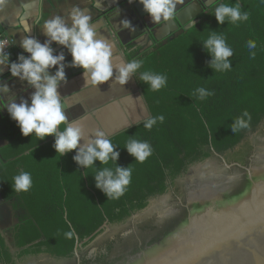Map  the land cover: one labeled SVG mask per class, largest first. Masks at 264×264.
<instances>
[{
  "label": "trees",
  "instance_id": "trees-1",
  "mask_svg": "<svg viewBox=\"0 0 264 264\" xmlns=\"http://www.w3.org/2000/svg\"><path fill=\"white\" fill-rule=\"evenodd\" d=\"M220 4H239L249 19L233 24L226 17L219 24L214 14ZM212 33L223 37L233 51L228 70L211 67L214 56L205 41ZM248 43L256 48L249 51ZM127 60L143 62L133 78L149 116L108 138L119 153L116 161L101 165L96 160L84 169L74 160L77 150L56 153L55 136L24 137L9 117L0 118V140L8 142L0 149V159L6 161H0V199L14 212H22L10 234L11 246L0 232V264H24L40 255L67 259L76 248L86 250L108 226L126 221L146 209L151 199L173 189L189 168L212 152L233 151L264 123V0H218L183 35L133 51ZM145 71L165 77V86L153 91L140 79ZM201 89L208 95L201 97ZM245 111L251 116L249 127L233 133L236 119ZM159 116L164 117L162 123L157 119L151 130L144 127ZM133 139L152 148L143 163L127 151ZM104 167L114 173L115 167L132 169L131 183L119 199L108 198L96 187L95 175ZM21 172L31 175L32 186L18 193L14 177ZM68 231L75 233L71 240L65 238Z\"/></svg>",
  "mask_w": 264,
  "mask_h": 264
},
{
  "label": "clouds",
  "instance_id": "clouds-1",
  "mask_svg": "<svg viewBox=\"0 0 264 264\" xmlns=\"http://www.w3.org/2000/svg\"><path fill=\"white\" fill-rule=\"evenodd\" d=\"M133 3L134 0H128ZM8 0H0V11L7 6ZM144 11L151 17L153 23L169 21L175 18L177 4L183 0H139ZM99 8L100 4L97 3ZM215 18L219 24L225 23V18H229L231 23L247 21L249 14L241 11L240 5L220 4L215 8ZM19 23L14 25L23 34L21 46L29 55H20L19 63H10L9 54L5 48L10 46L8 40L0 39V73L4 68H8L11 76L26 82L35 91L31 95V104L28 100L21 99L16 103L15 95H9L11 89L7 84L0 85V100L4 102L11 119L14 120L24 137L33 133L38 140H43L47 136H55L54 148L56 153L64 154L79 148L74 160L84 169L91 168L94 161H100L101 165H107L109 161H116L119 153L114 151L113 143L107 138L106 133L99 128L92 132L93 138H89L84 146L79 142L85 139V129L78 120L68 121L66 111L73 107L67 102V97H62L58 91L61 83H67L65 75V57L63 53L53 54L50 47L51 42H55L67 48L72 56L71 67L83 69L84 83L99 87L114 77V82L123 86L131 74L137 72L142 66V61L132 60L128 63L115 62L114 45L105 36L101 35L92 22V14L86 8L72 6L67 12V20L64 16L56 15L43 22L44 35L49 38L47 42L41 44L37 39L32 38L30 33L35 25H39L43 16L34 18L33 23H28V18L17 14ZM71 21L69 25L68 21ZM125 29L135 32V28L129 20L121 21ZM194 27V25H193ZM205 48L213 54L214 59L211 67L228 70L230 64L228 57L233 55L231 48L226 46L225 39L212 33L205 41ZM247 48L252 51L256 48L255 43H248ZM254 58V57H253ZM57 68L54 75H49V69ZM140 79L148 83L153 91H159L166 84V78L154 75L150 71H145ZM201 97L208 95L203 89L200 90ZM8 98L5 100L4 97ZM244 117L248 119L245 120ZM157 119L162 123L163 116L149 119L144 127L151 130ZM251 116L244 112L242 117H238L235 126L231 129L233 133L247 129ZM65 125L63 130L61 126ZM127 151L137 162L143 163L152 155V148L149 143L141 142L137 139L128 141ZM132 169L115 167V173L109 167H104L95 175L96 187L111 199H119L131 183ZM32 186L31 175L21 172L14 177V190L16 192H27ZM75 233L68 231L65 233L66 239H73Z\"/></svg>",
  "mask_w": 264,
  "mask_h": 264
},
{
  "label": "water",
  "instance_id": "water-1",
  "mask_svg": "<svg viewBox=\"0 0 264 264\" xmlns=\"http://www.w3.org/2000/svg\"><path fill=\"white\" fill-rule=\"evenodd\" d=\"M204 1L202 4L201 0H183L177 4L175 18L162 20L154 29V41L174 39L192 29L213 4L212 0ZM129 12L132 17L127 20L131 23L152 22L139 0L132 4ZM152 45L150 42L148 47ZM61 53L65 57L67 80L83 72L82 68L70 66L72 57L67 56L66 50L53 54ZM20 55L19 51L12 52L10 63H19ZM56 71L55 67L49 69V75ZM7 145L6 140H0V149ZM263 158L253 155L247 166L227 168L238 169L240 173L227 179L214 178L202 193L194 194L193 199L183 191L184 197L176 204L177 216L186 212L187 217L183 215L175 224L167 216L161 217L150 228L154 233L141 234L140 242L136 240L133 247L123 250L116 247L85 264H264V166L254 172V165L264 163ZM235 186L242 187L238 194H235L238 189L233 190ZM12 251L19 249L12 248ZM77 252L76 248L74 254Z\"/></svg>",
  "mask_w": 264,
  "mask_h": 264
},
{
  "label": "crops",
  "instance_id": "crops-1",
  "mask_svg": "<svg viewBox=\"0 0 264 264\" xmlns=\"http://www.w3.org/2000/svg\"><path fill=\"white\" fill-rule=\"evenodd\" d=\"M97 3L100 4L99 8L96 7ZM133 3H129L128 0H8L6 8L0 11V38H8L12 41V48H16L15 51H19L20 54L27 57L29 54L21 46L23 34L18 32L17 27H14L19 23L17 14L28 18L29 24L33 23L35 17L43 16L40 24L33 27L30 36L44 44L49 38L44 35L43 22L56 15L64 16L67 20V12L71 7L79 6L91 12L92 22L100 34L113 43L115 62L126 64L131 52L138 49L143 52L150 42H155L153 31L162 22L157 24L140 20L131 23L135 32L125 29L121 21L132 17L129 8ZM68 23L70 25L71 21L69 20ZM148 25L151 27L150 29L147 28ZM50 47L53 49V53L66 50L67 56L72 57L70 51L62 45L51 42ZM114 79L115 69L113 79L99 87L91 86L84 83L83 72H81L67 80L66 84L61 83L58 88L60 95L67 97V102L74 105L66 111L68 121L78 120L85 129V139L79 142L80 146H84L89 138L94 139L92 132L97 128L103 130L107 138H110L141 124L148 118L146 105L134 81L133 74L123 86L115 83ZM3 84H7L11 89L9 95H15L16 103L25 99L28 100L30 106V97L35 89L28 86L26 82L12 77L8 68H4V71L0 73V85ZM7 98V96L4 97L5 100ZM3 107L4 102L0 100V118L9 117L11 119L6 108L3 109ZM76 150L79 151V148ZM3 203L9 202L0 199V204ZM17 212L11 209V215ZM16 225L17 222L11 223L10 228L13 230Z\"/></svg>",
  "mask_w": 264,
  "mask_h": 264
},
{
  "label": "rangeland",
  "instance_id": "rangeland-1",
  "mask_svg": "<svg viewBox=\"0 0 264 264\" xmlns=\"http://www.w3.org/2000/svg\"><path fill=\"white\" fill-rule=\"evenodd\" d=\"M218 1V0H217ZM253 155H256L257 158H260L261 156H264V123L253 133L248 134L241 145H239L236 149L230 152H226L225 154L214 156L211 154V156L196 165H199L200 167H204L211 161H216L222 166V168H241L248 165V160L253 157ZM264 159V158H263ZM194 165V166H196ZM257 168L262 169L264 166V163H260L255 165ZM193 167V166H192ZM209 167V166H208ZM214 168V167H210ZM237 169V170H238ZM232 171V176L238 175L239 171ZM196 171V175L198 176H190L186 179L188 172L183 175L182 177L177 179V183H175V186L173 189L169 190L166 194L163 196H160L156 198L157 203H159L158 208H173L178 209L176 207V204L178 203V200L182 199L184 197V192L182 187L180 186L181 183L184 181V183H188L187 188H191V186H195L196 184H200L198 180H200L199 175L201 176L202 172L200 169L194 170ZM214 174V173H211ZM210 175V174H207ZM226 174H224L225 177ZM230 176L225 177L227 179ZM183 180V181H181ZM205 189V188H201ZM185 191V190H184ZM197 194L200 193V189L196 190ZM192 190L189 189V192L186 194H190L188 198L193 199ZM161 201V202H158ZM150 207V205H149ZM11 205L9 203H3L0 204V231L5 238L7 244L11 245V231L10 224H15L17 222V219L22 215L20 211L17 213L11 215ZM149 208H146L142 210L141 212L136 213L135 217H149L151 215L150 213L154 211V213L157 211L156 208L152 207L151 210H148ZM149 212V213H148ZM147 213V214H146ZM159 214V213H158ZM173 214V213H172ZM131 220H126L119 224H114L111 226H108L106 230L98 236L92 244H90L86 250L82 252H77L76 255H72V257L67 259H55L53 257L47 256V255H40L35 258H28L24 264H85L96 257L116 248L117 246L112 247L114 243V239L116 236H123L127 235L131 229L132 225L130 224Z\"/></svg>",
  "mask_w": 264,
  "mask_h": 264
},
{
  "label": "flooded vegetation",
  "instance_id": "flooded-vegetation-1",
  "mask_svg": "<svg viewBox=\"0 0 264 264\" xmlns=\"http://www.w3.org/2000/svg\"><path fill=\"white\" fill-rule=\"evenodd\" d=\"M213 4L217 1V0H212ZM201 3L204 4L205 1L201 0ZM149 48V47H148ZM214 156H219V154L217 153H211ZM209 166V167H208ZM210 167H214L213 169ZM200 169V171L202 172L201 176L199 175L200 180H198L200 182V184L198 183V187L200 189V193H202L205 189H201V188H206L207 185H210L212 180H214V178H218V177H222L223 179L227 176H232V171L227 170V168H222V166H220V164L216 161H211L210 163H208L207 165H205L204 167H200L199 165L193 166L191 168H189L188 170V175L186 177V179L188 177H190L193 173L194 170H198ZM214 173V174H211ZM210 174V175H207ZM224 174L225 177H224ZM183 181V180H181ZM177 183V181L175 182ZM214 184V182H213ZM183 189V191L185 190L187 193L189 192L190 188H187V184L184 183V181L181 183L180 185ZM239 186H235L233 188V190H237L235 194L239 193V190L242 188H240ZM184 191V192H185ZM238 192V193H237ZM191 194H193V191L191 192ZM233 193V195H235ZM230 195H232V187L230 188ZM158 198V197H156ZM156 198H153L150 200L149 205L147 208H149L148 210L150 211L152 207L156 208V212L154 213L151 212L149 215V217L145 216V217H140V218H136L134 214L133 216H131L130 218H128L127 220H131L130 224L132 225V229L131 231L126 235V236H116L114 239V243L112 245V247L117 246L118 249H125V248H129V247H133L134 242L137 240L138 242H140V236L141 234H145L148 233V235H152L154 233V231H151V226L154 224V222H157V219H159L158 217V213L161 217L167 216L170 220V222H173L174 224L176 222H179L180 218L183 217V215H185L187 217V213L184 212L182 214H180L179 216H177V210L178 209H173V208H158L159 207V203L155 202ZM161 202V201H158ZM149 213V212H148ZM173 213V214H172ZM147 214V213H146ZM167 224V222H166ZM159 228V227H158ZM136 245V243H135ZM76 255V254H74Z\"/></svg>",
  "mask_w": 264,
  "mask_h": 264
},
{
  "label": "bare ground",
  "instance_id": "bare-ground-1",
  "mask_svg": "<svg viewBox=\"0 0 264 264\" xmlns=\"http://www.w3.org/2000/svg\"><path fill=\"white\" fill-rule=\"evenodd\" d=\"M254 168H255V170H254V172L255 173H257L258 171H260V170H262V169H260V168H257L255 165H254ZM196 171H193V173H192V175L191 176H198V175H196ZM225 179V178H224ZM188 184V183H187ZM188 186V185H187ZM199 189V187H198V184H196L195 186H191V188H190V190H193V194H192V196L194 195V194H197L196 192V190H198ZM198 194H200V193H198ZM158 217L159 218H161V216L158 214Z\"/></svg>",
  "mask_w": 264,
  "mask_h": 264
},
{
  "label": "built area",
  "instance_id": "built-area-1",
  "mask_svg": "<svg viewBox=\"0 0 264 264\" xmlns=\"http://www.w3.org/2000/svg\"><path fill=\"white\" fill-rule=\"evenodd\" d=\"M0 39L8 40V38H0ZM8 41H9V43H11L10 40H8ZM11 49H12V44L5 48V52L10 55L11 54Z\"/></svg>",
  "mask_w": 264,
  "mask_h": 264
}]
</instances>
